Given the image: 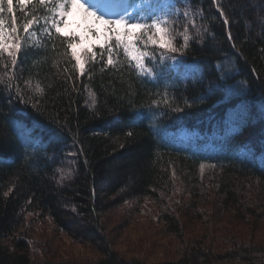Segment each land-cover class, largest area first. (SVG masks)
Masks as SVG:
<instances>
[{
  "label": "trees",
  "instance_id": "obj_1",
  "mask_svg": "<svg viewBox=\"0 0 264 264\" xmlns=\"http://www.w3.org/2000/svg\"><path fill=\"white\" fill-rule=\"evenodd\" d=\"M145 3L159 11L169 5L189 11L187 19L172 17L177 47L189 26L188 47L169 54L177 61L157 60L155 79L138 76L123 48L112 53L116 67L106 66L109 54L101 61L99 45L81 76L64 55L68 40L54 30L49 38L39 28L33 31L42 43L25 41L14 69L6 53L0 59V264H38L25 220L32 213L99 251L84 263L53 264H264V249L242 238L232 237L221 251L206 238L190 241L177 259L148 262L120 255L106 234L103 210L169 195L174 171L187 181L197 216L210 197L200 190L208 182L213 185L208 190L222 195L225 209L244 224L264 213L245 204L242 195L252 180L264 189V0ZM4 7L7 25L12 15L22 24L25 12L29 19L48 14L38 5L21 9L16 0L13 13ZM155 52L159 57L161 50ZM37 82L43 94L35 92ZM212 136L220 142L218 150L199 146ZM61 171L70 175L61 179ZM262 197L264 204L263 192ZM161 220L171 233L185 230L184 221L170 213Z\"/></svg>",
  "mask_w": 264,
  "mask_h": 264
},
{
  "label": "rangeland",
  "instance_id": "obj_2",
  "mask_svg": "<svg viewBox=\"0 0 264 264\" xmlns=\"http://www.w3.org/2000/svg\"><path fill=\"white\" fill-rule=\"evenodd\" d=\"M101 2L115 7L121 3V0H101ZM260 15L261 13L256 11V16L260 17ZM74 19L79 20V17ZM89 26L97 29L100 35L89 32L87 30ZM69 30L78 34V49H87L105 43V26L91 19L81 22L80 27H76L73 23L71 29H65V31ZM113 47L116 48L114 43ZM199 143V146L207 151H216L221 146L214 136L200 140ZM205 173L200 172L204 179ZM172 177L174 188L169 195L161 194L160 199H146L141 203L125 201L103 210L101 222L112 246L120 255L148 262L174 260L184 253L190 241H201L203 238L220 251L229 247L232 237L246 239L251 241L252 245L264 249V213H261L263 216L256 218L254 223L244 224L241 220L232 217L230 211L225 209L222 195L215 190H208L213 186L208 182L200 190L210 197L202 201L203 205L205 204L199 209L202 215L197 216L191 209L194 197L189 192L187 181L185 182L176 171L173 172ZM260 183L258 179L252 180L242 195L245 204L256 208L258 212H263L264 189L260 187ZM165 212L184 221L185 230L181 235L169 232L164 226L161 216ZM183 214L184 218L181 217ZM25 220L32 232V254L38 264L84 263L99 256L96 248L68 236L59 230L50 218H39L32 213L26 214Z\"/></svg>",
  "mask_w": 264,
  "mask_h": 264
},
{
  "label": "snow or ice",
  "instance_id": "obj_3",
  "mask_svg": "<svg viewBox=\"0 0 264 264\" xmlns=\"http://www.w3.org/2000/svg\"><path fill=\"white\" fill-rule=\"evenodd\" d=\"M16 3L21 9L29 5H32L35 9V6L38 5L48 14L43 16L32 15L29 19V13L25 12V19L22 24H18L16 16L12 15L11 23L7 25L2 14L5 12V4L7 5V12L9 14L13 13V0H0V59H3L6 53L13 69L17 65V53L22 49L25 41L32 39L37 46L42 43L37 33L33 31L36 28H39L49 38H51L52 30H54L58 37L68 40L64 55L69 58V61H75L73 68L81 76L86 73L85 65L89 61H95L97 53L93 51V48L96 46L93 45L82 50L78 49V34L73 30L65 31V29H71L73 23L76 24V27H80L81 22L91 19L105 26V43L99 45L101 61H103L104 52H107L109 55L106 66L114 68L119 63V60H114L112 56L115 51L114 43L116 48H123L125 57L128 59L130 66L134 65L138 76L152 79H155L158 75L155 70V62L157 60L164 61L165 59L177 61L176 55L169 54H182L192 38L189 34V26L184 25L181 33L184 43L181 47L176 46L175 21L172 17L183 15L187 19L189 11L184 10L181 13L174 5H169L166 10L159 11L154 5L145 3V0H132V2L121 0V3L115 7L104 4L101 0H16ZM216 6L219 9V15L224 17L223 22L227 24L228 19L223 9L220 8L219 3ZM74 17H79V20L74 19ZM190 23L195 27L194 21H190ZM21 29L23 35H21ZM87 30L100 35L94 27L89 26ZM197 32H199V29H197ZM144 37H147V40L141 46V40ZM228 38L231 39L230 34ZM149 45L153 47V51L147 50ZM156 48L161 50L159 57L156 55ZM82 52L83 54H81ZM4 67L7 69L8 65L5 64ZM65 71L68 70L65 69ZM8 79L13 80L14 76H9ZM0 83H4L3 75H0ZM25 84L29 89L32 88L30 81H25ZM8 86L11 87V85ZM15 87L17 93H20L19 85ZM34 90L38 94L44 92L39 82L36 83ZM89 95L92 98L91 105H95V96L91 90H89ZM88 103L89 101L86 100L85 104ZM157 103V101H153V104ZM33 107H36V105L33 104ZM128 135H131V133H128ZM203 169L204 165L202 164V172ZM65 175H70V172L66 174L61 171V179Z\"/></svg>",
  "mask_w": 264,
  "mask_h": 264
}]
</instances>
